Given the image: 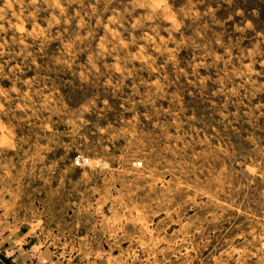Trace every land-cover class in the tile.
I'll use <instances>...</instances> for the list:
<instances>
[{
  "label": "rangeland",
  "instance_id": "obj_1",
  "mask_svg": "<svg viewBox=\"0 0 264 264\" xmlns=\"http://www.w3.org/2000/svg\"><path fill=\"white\" fill-rule=\"evenodd\" d=\"M7 233L6 263L264 264V0H0Z\"/></svg>",
  "mask_w": 264,
  "mask_h": 264
},
{
  "label": "built area",
  "instance_id": "obj_2",
  "mask_svg": "<svg viewBox=\"0 0 264 264\" xmlns=\"http://www.w3.org/2000/svg\"><path fill=\"white\" fill-rule=\"evenodd\" d=\"M29 255H30V259L25 264H31V263L47 264V262L44 259L37 257V255H35L33 252H30ZM3 256H4V259L7 261L6 263L4 262L3 259L0 258V262H2L3 264H20L16 249L13 247H10L7 250H4Z\"/></svg>",
  "mask_w": 264,
  "mask_h": 264
},
{
  "label": "crops",
  "instance_id": "obj_3",
  "mask_svg": "<svg viewBox=\"0 0 264 264\" xmlns=\"http://www.w3.org/2000/svg\"><path fill=\"white\" fill-rule=\"evenodd\" d=\"M8 233L7 234H0V250L5 247L7 244H10L9 241H8ZM17 250H18V260H19V263L20 264H25L27 261H28V254H26V252L24 251V248L21 247H17ZM45 251V250H44ZM46 252V251H45ZM47 253V252H46ZM45 253V254H46ZM0 264H3L2 262H0ZM31 264H35V263H31ZM55 264H61L60 262H57ZM82 264H110L108 261L106 260H99V261H92V262H84Z\"/></svg>",
  "mask_w": 264,
  "mask_h": 264
}]
</instances>
